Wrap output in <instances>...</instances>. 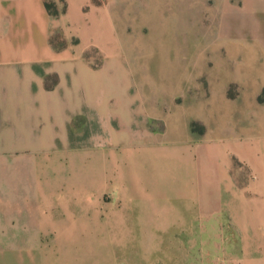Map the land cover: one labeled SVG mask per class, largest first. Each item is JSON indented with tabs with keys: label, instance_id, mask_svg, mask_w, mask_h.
Wrapping results in <instances>:
<instances>
[{
	"label": "rangeland",
	"instance_id": "obj_1",
	"mask_svg": "<svg viewBox=\"0 0 264 264\" xmlns=\"http://www.w3.org/2000/svg\"><path fill=\"white\" fill-rule=\"evenodd\" d=\"M43 7L56 49L124 59L155 142L24 161L33 206L0 163V264H264V0Z\"/></svg>",
	"mask_w": 264,
	"mask_h": 264
},
{
	"label": "crops",
	"instance_id": "obj_2",
	"mask_svg": "<svg viewBox=\"0 0 264 264\" xmlns=\"http://www.w3.org/2000/svg\"><path fill=\"white\" fill-rule=\"evenodd\" d=\"M147 123V113L122 57L110 55L102 65L92 66L71 48L58 50L49 43L43 0H0L4 204L9 195L17 197L19 205L33 206L29 200L33 194L26 193L25 182L6 185L16 175L21 180L22 174L14 170L24 161L36 163L38 155L151 146L155 136ZM84 178L88 180V176ZM246 254L256 256L249 250Z\"/></svg>",
	"mask_w": 264,
	"mask_h": 264
}]
</instances>
